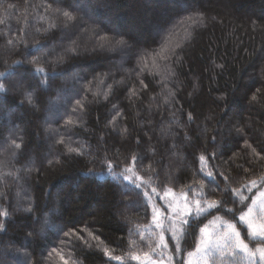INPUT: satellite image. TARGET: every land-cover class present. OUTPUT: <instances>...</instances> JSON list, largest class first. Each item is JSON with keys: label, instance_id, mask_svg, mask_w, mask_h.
Segmentation results:
<instances>
[{"label": "trees", "instance_id": "1", "mask_svg": "<svg viewBox=\"0 0 264 264\" xmlns=\"http://www.w3.org/2000/svg\"><path fill=\"white\" fill-rule=\"evenodd\" d=\"M0 72L3 264H147L159 232L144 187L193 202L239 189L249 206L264 191V0H0Z\"/></svg>", "mask_w": 264, "mask_h": 264}, {"label": "snow or ice", "instance_id": "2", "mask_svg": "<svg viewBox=\"0 0 264 264\" xmlns=\"http://www.w3.org/2000/svg\"><path fill=\"white\" fill-rule=\"evenodd\" d=\"M53 2L67 3V0H53ZM72 7L71 4H68ZM57 11H60L58 8ZM63 17L70 21H78L79 18H74L68 11H63ZM55 27V25H53ZM99 36V32H96ZM100 41H107L109 43H114L116 45L123 46L125 48H131V45L124 39H116L115 36H99ZM37 47H40L37 45ZM76 55H79L77 52ZM37 60L28 61L30 64L37 63ZM48 63H51L50 61ZM36 73H40L47 77V73L43 68L33 69ZM11 75V72L4 73L0 72V78L6 80ZM46 82V80H45ZM9 89L4 82H0V107L3 106V100L8 93ZM252 101L257 100V96H252ZM27 103L32 108H36V101L34 95L31 92L24 93V99L21 104ZM77 105L80 101L76 102ZM189 119L191 120V114H189ZM71 123V121H68ZM20 143H17V138L10 136L8 140V149L11 150L12 155H15L17 150L21 149L23 138L19 137ZM215 139V138H213ZM63 143V140L59 141ZM70 151H75L70 149ZM134 161H139V157H134ZM201 160L204 159L203 156L200 157ZM52 163V161H49ZM31 169H28L30 171ZM207 178L210 180L215 179L212 172L206 173ZM227 177H222V181H226ZM261 186L264 187V181L261 182ZM219 187V184L216 185ZM256 187V182L252 181L250 186H245L247 191H251L252 188ZM264 195V193H262ZM246 198L243 195L242 190H228L227 198L217 202L216 200L204 201L203 198L197 199L195 201L194 210L193 203L188 199L187 194H185V201L183 208L177 206L172 212L171 222L179 225L178 229L172 232L169 236V243L172 244V253L174 258V264H193L192 259L185 261V253L187 257H196L195 264H210L212 261L213 253L218 254L221 260L226 256L235 257L238 253H243L249 258L250 264H264V200L261 201L260 205L257 206L255 199L251 200V205L249 206L245 202ZM231 202L233 205L239 204V208H225V204ZM169 207H171V202H169ZM254 207H258L255 216H253ZM246 209V211H245ZM26 213H32L33 208L28 207L23 209ZM239 212L237 217L236 213ZM216 213H223L224 216L229 217L228 220H222ZM10 213L6 210H0V216L4 217L0 220V235L7 233L8 217ZM208 216H213L215 219L210 221V224H214V229L211 234L208 233V226H200L203 220L207 219ZM194 217H199L198 221H194ZM47 221V218H45ZM219 221V223H216ZM257 221H259L257 223ZM243 224L244 234L242 235L241 230L238 229L237 224ZM157 227H162V225L157 224ZM31 235V233L29 234ZM249 237L251 240L249 241ZM189 238L193 241L190 247H193V251H189L184 245L188 244ZM163 240V236H161ZM251 245V246H250ZM163 247H167L164 244ZM25 255H28L25 253ZM147 255V254H145ZM178 257V259H175ZM138 259V257H134ZM3 264V261H0Z\"/></svg>", "mask_w": 264, "mask_h": 264}, {"label": "rangeland", "instance_id": "3", "mask_svg": "<svg viewBox=\"0 0 264 264\" xmlns=\"http://www.w3.org/2000/svg\"><path fill=\"white\" fill-rule=\"evenodd\" d=\"M145 191L151 201V205L153 208V219L156 224L162 225V227H157L159 232V247L157 251L153 252L151 257H148L146 262L147 264H174V258L172 253V244L169 243V236L173 231L178 229L179 225L171 222L172 212L175 210L177 206L183 208L185 196L176 194L172 191H163V192H155L154 189H148L146 187ZM264 193V191L262 192ZM260 193L256 197L257 206L260 205L261 201L264 200V195ZM190 200V199H189ZM169 202H171V207H169ZM193 210L195 202H193ZM258 207H254L253 216H255ZM209 220L206 225L208 226V233L211 234L214 229V224H210ZM259 221H257L258 223ZM219 223V221H216ZM161 236H163V240H161ZM164 244H167V247H163ZM175 259H178L176 257ZM188 259H192L193 264L196 262V257L193 256L191 258L187 257L185 254V261Z\"/></svg>", "mask_w": 264, "mask_h": 264}]
</instances>
